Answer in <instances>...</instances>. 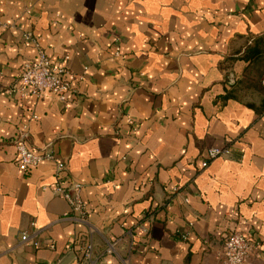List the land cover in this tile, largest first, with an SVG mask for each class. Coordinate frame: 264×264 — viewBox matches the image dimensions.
<instances>
[{"label":"crops","instance_id":"obj_1","mask_svg":"<svg viewBox=\"0 0 264 264\" xmlns=\"http://www.w3.org/2000/svg\"><path fill=\"white\" fill-rule=\"evenodd\" d=\"M24 35L77 78L67 107L6 93L36 59ZM262 36L264 0H0V264H82L88 243L93 264H224L234 232L264 264ZM25 123L82 185L84 223L52 163L18 170ZM212 148L229 155L202 168Z\"/></svg>","mask_w":264,"mask_h":264},{"label":"built area","instance_id":"obj_2","mask_svg":"<svg viewBox=\"0 0 264 264\" xmlns=\"http://www.w3.org/2000/svg\"><path fill=\"white\" fill-rule=\"evenodd\" d=\"M26 42L32 43L36 50V59L23 63L18 82V86L10 87L6 93L8 96L25 101L27 98L39 99L45 92L52 94L56 100L65 108L68 105V94L74 91V82L77 79L65 67L54 64L47 55L39 48L35 39L31 35H24ZM120 50L115 46L114 56L118 57ZM82 79V77H79ZM32 115L31 120H36ZM29 129L27 123L18 130L12 144L18 160V170L26 173L30 169L36 168L44 162L53 164V193L55 196L68 203L69 212L63 215L75 223H84L87 215V208L82 199V185L71 181L66 175V165L59 159L53 151L42 150L32 151L27 144ZM229 155L227 149H209L207 159L201 164L202 168L208 162L219 157ZM20 241L24 245L37 248L38 244L32 241L25 233L20 236ZM255 245L250 239L241 233H231L225 240L222 255L224 264H249L250 255L253 253ZM92 247L88 243L83 249L82 264H93L91 260Z\"/></svg>","mask_w":264,"mask_h":264},{"label":"trees","instance_id":"obj_3","mask_svg":"<svg viewBox=\"0 0 264 264\" xmlns=\"http://www.w3.org/2000/svg\"><path fill=\"white\" fill-rule=\"evenodd\" d=\"M254 41H256V42H258V43H259V42H260V43H261V42H264V36L259 37V38H257V39L254 40ZM246 52H247L249 55H251V57H252V56H255L256 59L261 58V54L264 53V52H262V51L255 50V49H251V50L248 49ZM246 55H247V54H246ZM246 55H245V56H246ZM249 55H248V56H249Z\"/></svg>","mask_w":264,"mask_h":264}]
</instances>
